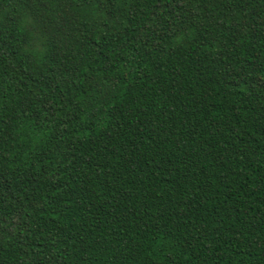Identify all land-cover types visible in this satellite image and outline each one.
I'll return each mask as SVG.
<instances>
[{"label":"trees","instance_id":"1","mask_svg":"<svg viewBox=\"0 0 264 264\" xmlns=\"http://www.w3.org/2000/svg\"><path fill=\"white\" fill-rule=\"evenodd\" d=\"M0 264H264V0H0Z\"/></svg>","mask_w":264,"mask_h":264}]
</instances>
